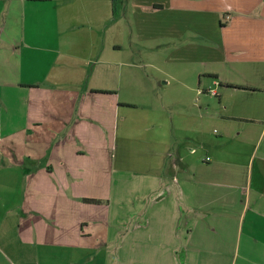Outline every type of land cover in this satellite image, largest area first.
<instances>
[{"label":"crops","instance_id":"1","mask_svg":"<svg viewBox=\"0 0 264 264\" xmlns=\"http://www.w3.org/2000/svg\"><path fill=\"white\" fill-rule=\"evenodd\" d=\"M94 133L149 179L130 215L76 194ZM112 231L114 264H264V0H0V264H106Z\"/></svg>","mask_w":264,"mask_h":264},{"label":"rangeland","instance_id":"2","mask_svg":"<svg viewBox=\"0 0 264 264\" xmlns=\"http://www.w3.org/2000/svg\"><path fill=\"white\" fill-rule=\"evenodd\" d=\"M165 67V65H163ZM166 69H168V65L166 66ZM142 72H149L153 75L159 74V72L151 66H146L144 63H141L140 69ZM146 82V80H145ZM143 83V82H142ZM174 86V87H173ZM180 88L178 85H172L171 90L168 91V97H170L171 102L173 105H180L186 101V98H188L184 93L180 92ZM155 93V92H154ZM178 93V94H176ZM135 96H131L130 99H135ZM147 97V96H145ZM135 101V100H132ZM142 103V102H141ZM110 105V103H108ZM111 119H113V116L110 114V111L108 112V115L106 117V124L109 126L111 124ZM50 145H52L55 148V139L52 144L44 143V144H37V150H40L42 152V155L45 157L48 155L51 151ZM66 145H71L70 143H66ZM91 146V152L89 153L88 157L86 156L84 163L86 164V167L90 169V173L86 174L84 183L86 187H84L83 191H77L76 194L83 193L87 195L88 197L98 198L100 199L104 204L107 202L112 203V215L115 216L117 206L119 204L120 200H123L125 204V214H129L132 210L131 201L133 200V197L137 195H146V191L141 190H134L133 186L137 183H147L149 181L148 177L136 175L133 171H126L125 173L121 172H115L112 170V165H114V160L112 159V144L110 143L109 137L105 138L99 133L93 134V141ZM123 155L124 159H122L125 166L135 167V168H141V169H147L148 165L150 163L156 162V160L149 157L150 155V148L148 147V144L145 143H139L137 141L125 143L123 145ZM70 159V157H69ZM105 183L108 184L107 189L105 190ZM123 183V184H122ZM111 185V187H110ZM124 185V186H122ZM111 188V190H110ZM135 189V188H134ZM62 192V193H61ZM61 193V194H60ZM59 195L64 199H78V196H73L72 192H68L65 194V192L60 191ZM151 194V193H150ZM150 194H148L145 199H151L153 198ZM159 198V197H155ZM60 199V198H59ZM148 202V201H147ZM98 205H92V216L93 219H91L92 225L97 226L98 224H94L96 222V216L100 211L103 210V207H96ZM131 219L125 220V223H130ZM113 227V226H112ZM98 234V233H97ZM99 235V234H98ZM93 241H96V237L93 238ZM115 232L112 231L111 235L109 237L108 242V248H109V254L106 256V264H114L113 259L115 258ZM111 253V254H110ZM95 256L93 255L92 258ZM154 262L156 264H163V256H160V254L154 255Z\"/></svg>","mask_w":264,"mask_h":264},{"label":"trees","instance_id":"3","mask_svg":"<svg viewBox=\"0 0 264 264\" xmlns=\"http://www.w3.org/2000/svg\"><path fill=\"white\" fill-rule=\"evenodd\" d=\"M84 200L90 203H100L101 202V200L96 199V198H84Z\"/></svg>","mask_w":264,"mask_h":264}]
</instances>
